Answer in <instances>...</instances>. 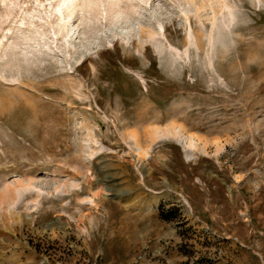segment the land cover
Segmentation results:
<instances>
[{"label":"rangeland","instance_id":"rangeland-1","mask_svg":"<svg viewBox=\"0 0 264 264\" xmlns=\"http://www.w3.org/2000/svg\"><path fill=\"white\" fill-rule=\"evenodd\" d=\"M0 264H264V0H0Z\"/></svg>","mask_w":264,"mask_h":264},{"label":"trees","instance_id":"trees-1","mask_svg":"<svg viewBox=\"0 0 264 264\" xmlns=\"http://www.w3.org/2000/svg\"><path fill=\"white\" fill-rule=\"evenodd\" d=\"M164 219H166V220H167V219H170V218H169L168 216H164Z\"/></svg>","mask_w":264,"mask_h":264},{"label":"bare ground","instance_id":"bare-ground-1","mask_svg":"<svg viewBox=\"0 0 264 264\" xmlns=\"http://www.w3.org/2000/svg\"><path fill=\"white\" fill-rule=\"evenodd\" d=\"M176 142V141H175ZM178 143V142H177Z\"/></svg>","mask_w":264,"mask_h":264}]
</instances>
